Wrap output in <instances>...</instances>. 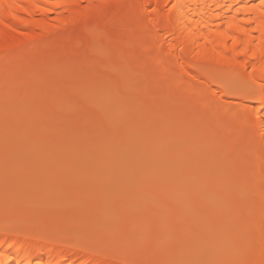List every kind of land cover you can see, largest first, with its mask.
Instances as JSON below:
<instances>
[{
    "label": "rangeland",
    "instance_id": "374dc122",
    "mask_svg": "<svg viewBox=\"0 0 264 264\" xmlns=\"http://www.w3.org/2000/svg\"><path fill=\"white\" fill-rule=\"evenodd\" d=\"M130 15V11L77 13L76 22L42 36L38 49L31 54L30 43L19 54H11V46L0 50V86L10 87L1 99L18 107L35 104L58 118H78L77 123L65 127L64 136H58L60 156L66 157L73 178L89 168L90 173H103L111 180L108 186L99 181L87 186L91 198L85 217V197L79 186H65L67 176L52 156L49 116L3 118L0 110V190L7 186L16 190L7 197V204H0V221L10 230L34 235L70 229L68 234H56V242L64 235L71 239L80 236L97 250L105 244L103 251L112 252L117 259L122 258L118 249L123 244L130 264H186L197 255L207 256L216 236L240 232L242 221L230 228L223 217L229 205L244 212L243 202L254 196L257 187L249 172L258 168L257 159L247 153L249 143L240 125L227 120L220 127L219 114L210 107L212 97L182 89L193 102L174 103L173 79L166 78L147 59ZM88 20L92 27L83 28L81 24ZM93 28L100 32L97 47L90 43ZM209 71L198 69L196 73L211 81ZM115 82L120 84L108 88ZM146 82V90L134 100L135 119L139 129L150 133L140 139V148L133 150V131L121 122L122 112L117 114L116 104L122 98L124 102L126 95L141 91ZM40 83L48 88L20 97L22 91ZM102 83L103 100L112 104L109 109L101 107L95 98ZM170 104L178 112L171 118L175 125L162 133L167 118L151 111L154 106ZM6 129L20 134L24 143L33 140L45 146V157L27 182L19 178L20 171L14 179L7 177L17 160L8 157L11 138L5 135ZM201 144L202 151L218 154L217 165L224 170L209 174L206 187L193 168L181 162L183 149ZM119 155L137 160L129 167L122 161L116 169L114 161ZM240 171L246 174L236 176ZM107 209H113V214ZM208 225L209 229H203ZM141 247L145 254L139 252ZM228 260L225 256L219 264H229Z\"/></svg>",
    "mask_w": 264,
    "mask_h": 264
},
{
    "label": "bare ground",
    "instance_id": "6f19581e",
    "mask_svg": "<svg viewBox=\"0 0 264 264\" xmlns=\"http://www.w3.org/2000/svg\"><path fill=\"white\" fill-rule=\"evenodd\" d=\"M9 3H12V0H5L3 22L0 23V50L11 46L14 48L11 54L21 53L26 43L32 44L30 54L33 53L38 49L37 42L42 40V36H49L58 26L76 22L77 13L84 14L98 10L105 14L110 11L119 14L121 11H130L129 19L135 26L147 59L156 64L166 78L173 79L171 97L173 96L174 103L193 102L183 94L182 89L197 96L212 97L210 107L219 114L220 127L224 126L227 120L240 125L249 143L247 153L257 159L258 168L249 172L257 187L254 196L243 202L244 212L234 210V206L229 205L223 217L230 228L242 221L240 232L228 231V236L223 238L216 236L207 256L197 255L196 260L186 264H219L225 256L228 257L229 264H264V4L262 0H15L19 7L11 9L8 7ZM13 16L16 18L13 19ZM81 26L92 27L91 20L82 23ZM91 32L90 43L97 47L100 32L96 28L91 29ZM198 69L210 70L211 81L197 74ZM118 84L120 82H115L108 88ZM103 85V83L99 85L95 98L98 99L101 107L109 109L112 104L103 100ZM146 87L147 82L142 84L141 91L137 90L134 94L126 95L124 102L122 98L116 104L117 114L122 112L121 122L127 124L133 131L130 141L133 150L140 148V139L150 133L148 130L139 129L141 126L136 124L135 119L134 100L144 93ZM9 88L0 86V110H3V118L17 116L34 120L35 116H49L47 134L52 156L67 176L65 186L72 184L79 186L80 192L85 197L83 214L87 217L88 201L91 198L87 186L95 181L108 186L111 180L103 173H90L89 168H86L85 174L73 178L66 157L60 156L62 144L58 136L60 134L64 136L65 127L77 123L79 119L58 118L54 112L35 104L24 107L8 105L1 98L9 92ZM43 88L48 86L40 83L22 91L20 97L39 93ZM233 110L237 113L232 114ZM151 112L167 118L161 132H170L175 125L171 118L178 114L173 104L154 106ZM26 113L32 115L24 117ZM36 127L38 128V125ZM5 135L11 138L7 150L8 157L10 160L12 158L17 160L7 177L14 179L17 171H20L19 178L27 182L37 172L40 162L45 157L42 152L45 146L33 140L24 143L20 134H12L11 129H6ZM201 148L202 144L183 149L181 162L188 168L192 167L194 175L206 187L210 181L209 174L223 173L224 170L217 165V153L211 156ZM3 154L4 152L1 155ZM209 158L212 160L206 162ZM136 160L137 157L119 155L114 161L115 168L119 169L122 161L126 164L123 166L129 167ZM244 174L245 171H240L236 176L240 177ZM237 183H240V180ZM11 194H16V190L12 187L1 189L0 204L3 206L4 203L7 204V197ZM106 211L110 215L113 214V209ZM2 221H0V264H130V259L126 258L129 253L125 251L127 248L123 244L118 249L122 258L117 259L112 252L103 251L105 244L100 243L102 249L97 250L80 236L71 239L64 235L56 242V234H68L71 232L70 229L64 232L57 230L53 234L40 232L34 235L10 230L2 225ZM84 223H87V219H84ZM203 229H209V225ZM84 232L88 231L85 229ZM139 252L145 254L146 249L141 247Z\"/></svg>",
    "mask_w": 264,
    "mask_h": 264
},
{
    "label": "snow or ice",
    "instance_id": "6c2138e0",
    "mask_svg": "<svg viewBox=\"0 0 264 264\" xmlns=\"http://www.w3.org/2000/svg\"><path fill=\"white\" fill-rule=\"evenodd\" d=\"M4 3H5V0H0V23L3 22L2 20V16H3V13H4ZM262 4H264V0H262ZM8 7L11 9V8H18L19 5L15 3V0H12V3H9ZM21 11H24V9H20ZM16 17L13 16V19H15Z\"/></svg>",
    "mask_w": 264,
    "mask_h": 264
}]
</instances>
